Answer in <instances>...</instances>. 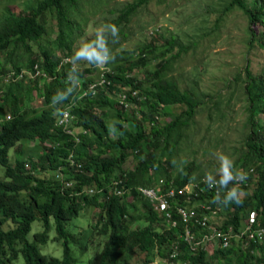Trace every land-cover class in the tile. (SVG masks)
<instances>
[{"label":"trees","instance_id":"1","mask_svg":"<svg viewBox=\"0 0 264 264\" xmlns=\"http://www.w3.org/2000/svg\"><path fill=\"white\" fill-rule=\"evenodd\" d=\"M149 1H126L118 8V14L108 21L118 27L119 40L112 43L110 39L109 46L116 59L109 65L110 70L105 72V76L114 83L139 90L136 97H144L150 112L148 116L140 114L141 120L152 123H149L150 129L145 133L141 122L126 117L125 111L115 109L108 92L114 93L117 90L108 86L106 90H99L94 98H85L69 105L70 112L75 118V126L90 132V137L81 136V142L77 145L64 139L61 130L54 127L53 108L45 109L50 105L57 90L69 86L66 80L70 71L69 63H65L60 70H57V65L61 57L70 56L71 46L75 41L76 25L68 15L70 9L75 8L76 0H37L36 4L27 5L25 9L19 11H12L6 7L0 15V114L11 116L0 129V166L4 168V176L0 178V264H74L70 243L81 242L85 248H88L89 244L83 240L82 232L72 229L69 221L77 217L78 211L88 207L96 209L88 231L92 234L93 230H96L98 237L100 235L104 240L101 247L99 241L94 244V255L87 264H131L122 261L121 257L135 247L140 251L163 257L170 243L176 241L182 232L183 224L178 219L175 209L173 211L179 226L158 230L156 226L161 223V219L156 217L148 203L140 199L134 190H132L134 204L133 201L128 203L125 195L116 196L108 193L112 188L111 182L115 179H122L120 189L121 186L122 189L128 186L133 189L137 184L150 185L155 178L161 176L167 180L173 179L178 186H183L193 179L194 172H185L189 166L174 176L169 172L174 165L173 161L169 158L164 161L161 157L173 137V132L176 130L179 133L183 127L193 123L201 105L195 88L182 90L176 80L166 78L176 57L185 53L189 46L178 45L174 38H164L160 50L155 52L157 46L154 42L143 44L138 53H155L154 57L158 61L155 69L144 73L140 85L133 84L134 64L130 56H126L123 51H115L122 40L128 39L129 32L126 28L132 17L140 7L147 6ZM234 9L246 16L249 43L256 40L258 46L264 48V31L256 35V28L264 27V0H253L250 7L246 6L245 0H229L219 11L217 23ZM51 11L55 15L57 26L53 41L60 54L40 41L48 32L47 14ZM155 31H158L157 28L154 33ZM93 38L94 35L87 39ZM33 45L38 49L35 50ZM175 47L180 48L178 54L174 53ZM169 54L173 56L168 57ZM121 55L129 62L126 64L120 62ZM35 63L51 76L50 81L44 80L42 90L38 78L27 79L24 74L18 79L12 77L4 81L9 70L20 72L23 68L33 69ZM91 67L89 65L80 75L84 72L90 73ZM248 75L245 86L251 103L248 111L252 115V120L244 142L246 149L243 167L244 171L250 168L253 171L248 175L246 182L240 184V188L245 190L255 183L252 193L242 197L241 204L218 205L212 202L217 189H209L203 182L204 175L200 174L197 180L204 189L201 197L191 199L181 197L178 203L189 208L197 207L199 202L204 203L206 206L204 211L207 210L208 217L212 213L218 214L221 208L224 209L227 216L218 228L225 232L232 228V233L235 234L244 230L253 212L255 214L251 224L253 238L244 236L238 240L240 241L238 245L232 238L233 242L229 247L215 244L213 251L201 248L199 254L195 256L191 255L187 245L181 242L180 257L190 258L191 264H264V234L257 236L259 230H264V126L258 123V119L253 118L260 108L257 110L255 103L264 97V75L252 77L249 72ZM144 83L149 87H144ZM24 89H27V93ZM32 93L37 94L39 107L30 110L25 106V102ZM66 101L68 99L56 106H61ZM262 103L263 111H259L264 116V99ZM181 105L186 106L181 115L165 126H159L155 116L161 108ZM105 108L115 109L111 124L106 120ZM125 123L131 125L132 129L129 132L124 128ZM112 133L116 135L115 139L112 138ZM23 142H37L43 148L42 154L35 160L29 156H21L24 153L21 146H18L16 155L10 163L9 150L17 143ZM45 142L59 143V146L43 147ZM70 154L73 162L81 164L82 167L65 169L63 181L48 177L47 171H57L60 166L67 163ZM130 154L137 159V164L133 170L126 171L123 162ZM25 160L30 163V170L24 169ZM66 180L71 181L68 188H65ZM86 186H97L103 190L90 197L78 194ZM232 186L230 184L228 187ZM220 191L223 197L227 190ZM138 204L142 209L141 218L146 220V225L133 228V223L138 219ZM196 210L199 211L198 208ZM8 221L11 223L7 224ZM39 227H42L40 231L38 229L32 232ZM193 230L200 235L199 226L194 225ZM51 231L54 233L52 237L49 235ZM52 240L61 242L64 256L61 261L62 256L58 258L45 251L49 246L48 242ZM213 254L215 263L211 259Z\"/></svg>","mask_w":264,"mask_h":264},{"label":"rangeland","instance_id":"2","mask_svg":"<svg viewBox=\"0 0 264 264\" xmlns=\"http://www.w3.org/2000/svg\"><path fill=\"white\" fill-rule=\"evenodd\" d=\"M36 1L0 0V15L6 7L12 11H19L25 9L27 5L36 4ZM126 1L130 0H76L75 8L70 9L68 15L69 19L76 25L75 41L71 46L70 56L74 47L78 46L82 39L94 35L96 27L113 19L118 14V8ZM228 1L150 0L147 6L139 8L128 23L126 28L129 32L128 39L122 40L115 49V51H123L126 56H130L131 62L134 64L132 72L135 80L133 84L140 85L144 73L155 69L158 61L154 57L155 53H138L143 44L150 41L154 42L157 46L155 52L160 50V44L164 38H174L178 45L189 46L185 53L177 55L178 57L171 64L169 74L166 77L176 80L182 90L195 88L198 101L201 102L195 114L194 122L183 127L179 133L175 130L173 137L168 142L169 145L166 146L161 155L164 161L167 158L173 161L174 165L171 166L169 172L173 173L174 176L182 172L180 169H184L186 166L189 167L185 169V172H194L192 174L193 179H197L200 174L205 175L207 171L214 172L219 166L214 156L217 151L230 155L235 160L237 168L244 170L243 155L246 149L244 142L250 131L252 120V115L248 111L251 103L248 100L245 85L249 77L248 72L252 77L264 75V48L259 47L256 40L249 43L250 35L247 29V20L241 11L234 9L217 23L219 11ZM245 4L250 7L253 0H245ZM47 25L48 32L40 41L58 52L57 45L53 41L57 26L52 11L47 14ZM156 28L158 31L154 33ZM263 31V26L257 27L256 35L258 36ZM33 48L38 49L36 45H33ZM179 52L180 48L175 47L174 53L178 54ZM58 54L60 53L58 52ZM171 56L173 54H169L168 57ZM120 62L126 64L129 60L123 59L121 55ZM85 66H88L87 62L82 61L81 67ZM91 73L95 76L98 75V72L94 70H91ZM143 86L149 87L147 83H144ZM24 91L27 93V89ZM108 96H110V101L115 104V94L108 92ZM262 99L264 97L255 103L257 110L260 107L259 110L263 111ZM25 106L38 109L39 103L33 94L27 98ZM185 109V105L161 108L156 113L159 126L163 127L173 121ZM114 110L105 108L108 124L114 120ZM259 110L253 118L258 119V123L264 126V116ZM53 111L58 112V109ZM142 113L145 116L150 113L144 100L130 106L125 111V116L129 119L133 118L135 122H141L143 131L148 133L151 123L141 120L140 114ZM124 126L128 132L132 129L129 123H125ZM111 136L116 138L113 133ZM22 144L25 146L23 148L24 154L21 156H25V153L34 159L40 156L42 150L39 145L33 142H23ZM12 150L9 151L10 161L13 160L14 156ZM136 164L137 159L130 154L123 162V167L126 171L133 170ZM3 174L4 169L0 167V178L3 177ZM47 174L50 178H54L56 175L53 171H48ZM154 178L152 175V179ZM254 185L255 183H252L247 189L242 190L244 196L252 193ZM190 191L191 188L188 189V193ZM95 210L88 207L78 211L77 218L70 221L73 230L76 232L83 231V240L89 244L87 250L81 242L78 244L70 243V253L79 264H86L89 253L95 251L94 244L99 241L101 247L104 240L100 235L98 237L96 230H93L92 234L91 231H88L93 223L92 218L95 217ZM218 212L215 215L212 213L209 217L211 225L216 228L223 223L227 216V212L222 208ZM38 229H33L32 232H36ZM41 229L42 227L39 231ZM53 234L50 233L51 237ZM48 245L47 254L55 252L54 246L62 252L61 242L52 240L48 242ZM145 259V252L139 251L131 256L130 261L133 264H144Z\"/></svg>","mask_w":264,"mask_h":264},{"label":"clouds","instance_id":"3","mask_svg":"<svg viewBox=\"0 0 264 264\" xmlns=\"http://www.w3.org/2000/svg\"><path fill=\"white\" fill-rule=\"evenodd\" d=\"M110 39L112 43L118 42L119 29L115 24L102 23L98 27H96L93 39H90V40L82 39L79 42V45L74 47L72 55L61 57L57 65V70H60L61 67L65 63H69L70 71H69L68 77H66V80L69 82V86L63 90H57V92L53 95L51 99L50 105H48L47 107H52L53 110L58 109V112L53 111L52 113L55 119L54 127L60 129L64 139H66L67 141H70L73 145H77L79 142H81V136L89 138L90 132L81 127L75 126L74 124L75 118L69 109L70 104H74V103L76 104L78 101H81V100L83 101L85 98H94L96 94L99 92V90H106L108 86H111L117 90L116 92H114L115 104L114 103L113 104H114L115 109H118L121 111L122 110L127 111L130 106H133V104L140 103L144 100V97H136L138 96V91H139L137 88H132L131 86H122L120 83H114L112 82L111 79L106 78L105 72L110 70L109 65L112 62H114L116 59L115 55L113 54L112 48H110L109 46ZM65 58H68V61L64 62ZM82 61L87 62L88 66L81 67ZM37 62L39 63L38 60ZM39 65L38 67L40 69L41 67ZM89 65L92 66L91 70L98 72V75L96 76L93 75L91 71L90 73L84 72L82 75H80V73L84 71L86 68H88ZM22 70H25V71H22ZM31 70H32L31 68H23L20 70V72H17L16 70H9L4 77V81H7L12 77L14 79H18L20 78V74H24L25 78L30 77L32 79L38 78L39 81L42 80L41 84L39 82V86L43 88L44 80L45 81L51 80V76L47 74H46L47 75L46 78H43L42 74L32 77L30 73ZM99 70H101L100 73H99ZM101 79H104L103 83L97 84L98 82H100ZM83 82H85L86 84H83ZM93 83H95L96 85L93 89H90V85ZM32 94H33V97L37 99V94L36 93H32ZM123 94L125 96V99L122 101L121 96H123ZM108 97L110 98V96ZM67 99L68 101L64 102L63 105L56 106ZM133 101H135L136 103H134ZM37 102H38V99H37ZM155 118L157 119L156 116ZM10 119H11V116L9 114H4V113L0 114V129L3 127L6 121ZM26 143H31V142H26ZM33 143H36L38 145L37 142H33ZM18 146H21L22 151L24 153L23 148L25 145L17 143L12 148L13 149L12 152L14 151V155H16V149ZM50 146L58 147L59 143H55V144H51L48 142L43 143V147H50ZM41 150L43 151V148H41ZM42 151H41V154H42ZM8 156H9V153H8ZM27 156L34 159V157L25 153V157ZM214 156L218 162V165H219L218 168H216L214 172L213 171L205 172V175L203 177V182L207 185L209 189L211 188L217 189L216 195L213 197L212 202L218 205L222 203L224 206H227L230 203L241 204L243 202L242 197L244 196V193L240 188V184L243 182H246L248 175L253 170L249 171L251 169L250 168L249 170L244 171L241 168H237L235 164V160L230 155L225 154L221 151H217L216 153H214ZM13 159H14V156H13ZM10 160L11 158H9V161ZM12 161H10V163ZM0 167L3 168L2 166ZM81 167H82L81 164L73 162L71 154H70L67 159V163L60 166L57 169V171H53V170L52 171L56 174L55 178H59L63 181V171L65 169L67 168L79 169ZM24 169L25 170L31 169V165L28 162V160H25ZM180 170L183 171L182 168ZM33 171L34 170H31V172ZM217 177L219 178L217 179ZM160 179L163 180V183L159 182ZM121 180L115 179L111 182L112 188L111 190L108 191L109 195H116V196L125 195L127 202L131 203L133 201V204H134V200L132 198V190H134L140 199H143L148 203L151 211L155 213L156 217L161 219V223L156 226L158 230L161 228H165V227L177 228L179 226L178 224L179 222L176 219L177 217L175 218V214H174L175 211L177 212V215L179 217L178 219L183 224L182 232L178 235V239L176 241H173L170 243L169 249L166 252L165 256L162 257L157 254L153 255L152 253L145 252L146 259H145L144 264H191L190 258L180 257L182 256L181 242H184L187 245V247L190 249L191 255L193 256L198 255L199 250L201 248L213 250L215 244L217 246L221 245V247H224L222 246V243L220 244V241L216 239V237L213 236V239L210 238L209 241H206V238L211 237L212 235L215 234V232L227 233L229 230H232V228H229L228 231L225 232V230L222 231L218 227L217 228L213 227L211 225V221L209 220L207 210L204 211V209H206V206L204 205V203L199 202L198 203L199 205L193 208L185 207L178 203V200L181 197H184L186 199H191L192 197H196V198L201 197V192H204V189L201 188L200 182L197 179H191L185 185L178 186L173 179L167 180L164 176H161V177L155 178L150 183V185H138L137 184L134 186L133 189L129 188V186L128 188H125V189H122V186H121V189H120V185L123 184ZM170 184L171 186H174V188L177 191L181 189L185 191H184V194L182 195L177 194L173 198L168 197L169 207L166 210H160L158 208L157 201L155 200L151 201L148 197H146L139 191V189H151L155 191L157 195L159 194L166 195L168 186ZM230 184L233 185L231 188L228 187ZM70 185H71V181L66 180L65 188H68V186ZM189 188H191V191L188 193ZM222 189L227 190L224 193L223 197L221 196V191H220ZM102 190H103L102 188H97V186H86V188H83L81 191L78 192V194H84L85 196L90 197L92 196V194L101 193ZM137 208H138L137 211L139 214L137 216L138 218L137 221L133 223L132 225L133 228L138 227V226L142 227L146 225L145 223L146 220L141 218L142 209H141L140 204L137 205ZM196 208H198L199 211H197ZM173 209H175V211H173ZM182 210H184L185 212L189 214L193 213V216L185 220L181 212ZM204 218L207 219L206 226L202 225V221ZM71 220L72 219H70V221ZM70 221H69V225L71 226ZM9 223L11 222L8 221L7 224ZM194 225H197L200 227V235H197L196 232L193 230ZM187 230H190L191 233H193L194 238H195L194 243H190L189 241L185 239ZM241 231L242 230H240V232ZM50 233H52V231ZM82 234H83V231H82ZM244 236L249 237L245 233L239 238L235 236L232 238H233V241L237 242L236 245H238L240 244V241L238 242V240H240ZM232 238L229 239V243L226 247H229L231 245L230 243L233 242ZM193 246H195V248H193ZM54 249H55V252H50V255L60 258V256H62L63 249H62V252H60L56 246H54ZM139 251L140 250L137 247H135L134 249L129 250L126 255L122 256L121 260L133 264L130 261L131 256L133 254H137V252ZM141 252H144V251H141ZM147 254H149L151 257L148 256ZM93 255H94V252L89 253L88 261L93 257ZM63 258L64 256L60 258V261L63 260ZM211 259L212 261H214L215 259L214 254L211 256ZM74 264H79V262L75 261Z\"/></svg>","mask_w":264,"mask_h":264},{"label":"built area","instance_id":"4","mask_svg":"<svg viewBox=\"0 0 264 264\" xmlns=\"http://www.w3.org/2000/svg\"><path fill=\"white\" fill-rule=\"evenodd\" d=\"M68 61V58H65L64 59V62ZM34 72L30 71L31 73V76L34 77V76H37V75H40L42 74L43 75V78H46L47 75L46 73L39 67L37 64H35L33 66V69ZM22 71H25V70H22ZM22 74H20V77H21ZM104 79H101L100 82H98L97 84H101L103 83ZM95 83L91 84L90 85V89H93L95 87ZM125 99V96L123 94V96H121V100L123 101ZM249 171H252V169H250ZM248 174V173H247ZM160 183H163V180L160 179L159 180ZM139 191L145 195L146 197H148L151 201H157V204H158V208L160 210H166L168 207H169V203H168V197H171L173 198L174 196H176L177 194L179 195H182L184 194V191L183 189L177 191L174 186H171V184L168 186V189H167V192H166V195H162V194H159L157 195L155 191L151 190V189H139ZM182 212V215L183 217L185 218V220H187L189 217H192L193 216V213L192 214H189L187 212H185L184 210L181 211ZM255 219V214L254 213H251L250 215V218H249V221L247 222V224L245 225L244 227V230L241 231L239 234H235V233H232V230H229L227 233H222V232H215L214 235H212L211 237H207L206 238V241H209L210 238L213 239V236L216 237V239H218L221 243H222V246L226 247L229 243V239L232 238V237H241L243 234L246 233V235L249 236V238H253V233H252V227H251V224L253 223ZM202 225L206 226L207 225V219L204 218L203 221H202ZM262 234H264V230H259L257 232V236H261ZM185 239L187 241H189L190 243H194V235L193 233H191L190 230H187L186 231V235H185ZM193 248H195V246H193Z\"/></svg>","mask_w":264,"mask_h":264}]
</instances>
